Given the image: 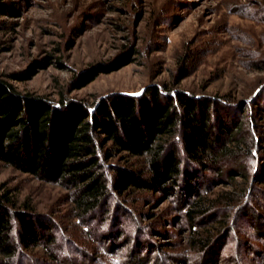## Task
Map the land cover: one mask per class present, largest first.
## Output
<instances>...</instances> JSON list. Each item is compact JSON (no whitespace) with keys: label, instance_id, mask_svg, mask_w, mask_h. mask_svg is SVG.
<instances>
[{"label":"rangeland","instance_id":"rangeland-1","mask_svg":"<svg viewBox=\"0 0 264 264\" xmlns=\"http://www.w3.org/2000/svg\"><path fill=\"white\" fill-rule=\"evenodd\" d=\"M125 58L131 61L73 88L74 78L90 66ZM0 80L55 101L66 96L95 104L110 93L139 94L156 84L225 97L236 111L248 112L254 103L264 108V0H0ZM135 161L141 159L109 160ZM246 166L249 177L237 175L234 182L212 171L200 178L212 209L194 226L219 239L216 264H264L258 234L264 171L257 178L262 164ZM4 193L14 207L27 204L56 225L53 245L23 249L14 263L204 262L190 245L187 197L150 190L115 194L106 214L82 220L69 189L0 162Z\"/></svg>","mask_w":264,"mask_h":264},{"label":"trees","instance_id":"trees-1","mask_svg":"<svg viewBox=\"0 0 264 264\" xmlns=\"http://www.w3.org/2000/svg\"><path fill=\"white\" fill-rule=\"evenodd\" d=\"M130 61L92 65L74 78L73 88ZM113 157L141 161L118 165L109 162ZM248 161L262 164L256 175L261 177L264 108L256 103L248 112L236 111L225 97L156 84L139 94L110 93L95 104L66 96L55 101L0 80V162L69 189L82 220L106 214L115 194L150 190L187 197L190 245L202 252V264H216L219 239L194 226L212 209L199 190L200 178L208 171L231 182L237 175L249 177ZM11 199L0 195V264H18L13 259L23 249L55 243V222L27 204L14 207ZM261 225L258 234L264 240Z\"/></svg>","mask_w":264,"mask_h":264}]
</instances>
